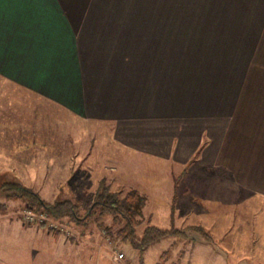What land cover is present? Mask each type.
<instances>
[{"label": "crops", "instance_id": "crops-1", "mask_svg": "<svg viewBox=\"0 0 264 264\" xmlns=\"http://www.w3.org/2000/svg\"><path fill=\"white\" fill-rule=\"evenodd\" d=\"M20 97L103 124L116 176L159 194L166 226L264 202V0H0V164L36 129L10 121ZM195 251L181 264H226Z\"/></svg>", "mask_w": 264, "mask_h": 264}, {"label": "rangeland", "instance_id": "rangeland-1", "mask_svg": "<svg viewBox=\"0 0 264 264\" xmlns=\"http://www.w3.org/2000/svg\"><path fill=\"white\" fill-rule=\"evenodd\" d=\"M18 100V111L12 116L7 115L9 119L12 117L10 121H34L36 129L26 132V135L21 132L24 135L19 147H7L9 150L18 148L23 160L1 163L0 181L15 176L47 201L73 198L80 213L89 206L100 177L112 190L118 189L122 194L129 188H135L131 177L116 176L115 165L107 156L114 146L109 143L108 131L103 124L80 121L70 113L54 106L50 109L38 100L34 106L29 101L25 106L21 97ZM32 132L34 135L27 136ZM144 195L148 201L151 197L154 201L146 203L143 208L137 235L147 223L146 219L150 224L168 227L159 219V194L148 195L147 192ZM0 203L4 205L0 212V264L62 262L53 253L55 247L50 239L44 237L55 235L54 232L77 244V248L72 246L73 250L83 254L74 256L77 264L79 261L83 264H129V261H134L136 264V250L129 243L122 242L113 230L107 232L110 224L108 215L82 224L67 217L52 219L20 199L0 195ZM226 207V211L217 207L211 209L207 217L202 216L201 225L209 231L212 241L204 240L193 231H187L185 236L162 238L145 248V264L156 261L158 254L156 264H181L193 258L201 262L204 256L198 254L197 249L213 252V255L217 251L213 257L226 264H264V202L253 200ZM100 220L102 224H97ZM185 221L181 226H174L189 225L194 219ZM42 222L44 226L39 225ZM193 250L192 257H188Z\"/></svg>", "mask_w": 264, "mask_h": 264}, {"label": "trees", "instance_id": "trees-1", "mask_svg": "<svg viewBox=\"0 0 264 264\" xmlns=\"http://www.w3.org/2000/svg\"><path fill=\"white\" fill-rule=\"evenodd\" d=\"M0 195L25 201L35 210L45 212L46 216L52 219L67 217L76 223L85 224L88 220L97 221L102 216L108 215L110 224L107 232L110 233L113 230L122 242L129 243L139 253L161 238L185 236L187 231H193L204 240L212 241L209 231L200 224L160 227L147 222L140 234L137 235L136 228L142 220L143 207L146 202L145 195L134 188H129L123 194L118 189L112 190L104 178L99 179L91 202L83 213L79 212L78 203L73 198L66 197L47 201L15 176L1 179ZM3 209L4 205L0 203V212ZM97 224H102V221L100 220ZM39 225L44 226V222Z\"/></svg>", "mask_w": 264, "mask_h": 264}]
</instances>
